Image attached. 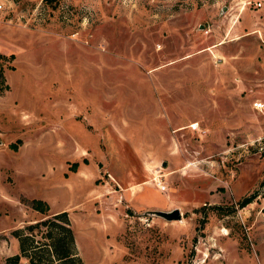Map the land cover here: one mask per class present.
<instances>
[{"label":"rangeland","instance_id":"374dc122","mask_svg":"<svg viewBox=\"0 0 264 264\" xmlns=\"http://www.w3.org/2000/svg\"><path fill=\"white\" fill-rule=\"evenodd\" d=\"M261 1L0 0V264L22 196L85 264H264Z\"/></svg>","mask_w":264,"mask_h":264},{"label":"trees","instance_id":"16d2710c","mask_svg":"<svg viewBox=\"0 0 264 264\" xmlns=\"http://www.w3.org/2000/svg\"><path fill=\"white\" fill-rule=\"evenodd\" d=\"M7 56L13 57L14 53L6 55L0 52V91L8 87L3 73V59ZM10 145L16 148L17 142ZM77 165L78 160L72 161L73 169ZM253 196V193L244 195L238 202L243 205ZM23 199L31 207L44 212V215L12 228L11 232L18 240V251L7 254L5 264H85L77 249L67 209L47 212L49 202L45 198L22 196Z\"/></svg>","mask_w":264,"mask_h":264},{"label":"water","instance_id":"95a60500","mask_svg":"<svg viewBox=\"0 0 264 264\" xmlns=\"http://www.w3.org/2000/svg\"><path fill=\"white\" fill-rule=\"evenodd\" d=\"M163 164H166V160H163ZM146 212L152 214L162 215L168 219L171 218H180L181 217V210L178 206L169 208V209H162V208H149L145 210Z\"/></svg>","mask_w":264,"mask_h":264},{"label":"built area","instance_id":"2783aa9c","mask_svg":"<svg viewBox=\"0 0 264 264\" xmlns=\"http://www.w3.org/2000/svg\"><path fill=\"white\" fill-rule=\"evenodd\" d=\"M248 2H251V0H248ZM254 2L256 3L257 6H261V4H262L261 0H254ZM255 104L256 105H262L263 102L262 101H256ZM196 125H197V122L195 121V124H194V121H193L191 126L192 127H196ZM156 182H157V185L159 187H164L165 186V183H161L160 179H156Z\"/></svg>","mask_w":264,"mask_h":264},{"label":"crops","instance_id":"0c3cea01","mask_svg":"<svg viewBox=\"0 0 264 264\" xmlns=\"http://www.w3.org/2000/svg\"><path fill=\"white\" fill-rule=\"evenodd\" d=\"M49 201V200H48ZM49 203H50V201H49ZM50 205H51V203H50ZM50 209H51V207H50ZM58 209H63V208H58ZM58 209H55L54 211H57ZM17 239V238H16ZM4 264H5V262H4Z\"/></svg>","mask_w":264,"mask_h":264},{"label":"bare ground","instance_id":"6f19581e","mask_svg":"<svg viewBox=\"0 0 264 264\" xmlns=\"http://www.w3.org/2000/svg\"><path fill=\"white\" fill-rule=\"evenodd\" d=\"M195 124V123H194ZM192 125V124H191Z\"/></svg>","mask_w":264,"mask_h":264}]
</instances>
